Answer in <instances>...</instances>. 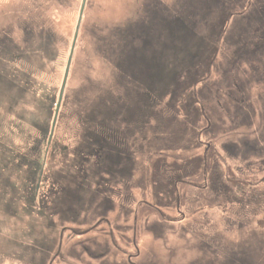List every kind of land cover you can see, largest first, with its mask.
I'll return each mask as SVG.
<instances>
[{"label": "rangeland", "instance_id": "rangeland-1", "mask_svg": "<svg viewBox=\"0 0 264 264\" xmlns=\"http://www.w3.org/2000/svg\"><path fill=\"white\" fill-rule=\"evenodd\" d=\"M145 1L88 0L55 132L56 148H51L46 155L47 137L83 0H0V264H104L103 258L95 254L103 253L114 233L113 250L116 248L123 254L117 255H120L117 261L130 264V259L137 260L136 232L137 242L146 250L145 263L185 264L190 255L189 245L193 248L198 243L196 235L211 229H206L209 224L201 223L202 218L212 215L205 210L209 204L201 203L203 195L195 188V184H203L204 179L201 175L182 177L183 170L179 169L177 175L173 170L174 165L185 164L188 158L201 155L205 149L186 150L184 142L173 144L181 141L182 133L178 130L181 125L177 126L174 118L172 121L169 118L165 124L161 122L170 116L160 111L166 107L167 97L157 105L160 115L148 116L147 128L129 140L132 144L138 137L137 141L145 148L146 142L152 140L157 147L151 152L143 150L139 156L135 148L129 149L131 163L135 165L133 180L127 181L132 185L128 200L119 198L118 193L126 182L119 178L113 185L116 195L112 196L118 209L103 218L102 214L89 209L92 104L109 98L110 94L106 96L109 91L120 87L115 82L118 69L109 56L110 48L115 41L122 43L117 37L120 28L137 21ZM36 40L41 41L37 46ZM30 50L43 51L31 58L30 54L26 55ZM21 52L23 55L17 57ZM219 76L215 71L211 79ZM117 124L124 122L120 120ZM116 134L119 136L120 132ZM158 140L172 142L169 145L175 149L160 148ZM225 162L228 164L222 169L234 175L232 177L258 181L257 176H241L236 160L229 157ZM212 163H208L209 171L215 166ZM201 166L195 168L196 172ZM166 171L175 175L170 182L173 188L175 179L182 178L177 181L176 193L182 197L179 209L162 205L170 201L166 195L158 204L159 196L154 195V177ZM188 181L193 184L191 187ZM122 195L125 198V190ZM75 198L80 199L81 207ZM57 200H63L64 216L56 215L59 214L55 211ZM123 203H127L128 209L122 216L125 222L116 228L108 222L120 217L119 208ZM84 208L89 212H83ZM214 212L213 219L220 213H225V219L231 214L230 210ZM263 221L264 213L256 222L262 224Z\"/></svg>", "mask_w": 264, "mask_h": 264}, {"label": "flooded vegetation", "instance_id": "flooded-vegetation-1", "mask_svg": "<svg viewBox=\"0 0 264 264\" xmlns=\"http://www.w3.org/2000/svg\"><path fill=\"white\" fill-rule=\"evenodd\" d=\"M87 3L88 0L84 13ZM140 11L136 22L120 28L117 37L122 43L115 41L110 48L109 56L118 69L115 82L120 87L114 88L115 92L111 89L106 95L110 94L109 98L92 104L89 209L102 214L101 218L118 209L112 196L116 195L113 185L119 178L126 180L122 187L125 198L123 190L118 193L119 198L128 200L132 185L127 181L132 182L135 165L131 163L129 149L135 148L139 156L143 150L151 152L157 147L152 140L146 142V148L137 141L138 137L132 144L129 140L147 128L148 116L167 112L170 116L161 120L162 123L174 118L177 126L181 125L178 128L181 141H174V145L184 142L186 150L205 149L201 155H194L173 169L176 175L179 169L183 170L182 177L202 176L204 183L195 184V188L201 190V203L209 204L205 210L212 214L208 219L202 218L201 223L209 224L206 229H211L196 235L198 243L193 248L189 245L190 255L185 264H264V221L256 222L264 213V0H174L170 3L147 0ZM215 71L220 76L211 79ZM184 94V102L180 104ZM166 97L168 103L159 111L157 105ZM181 115L183 119L179 120ZM120 120L123 125L117 124ZM189 126L190 131L186 128ZM239 131L243 133L237 135ZM55 132L50 138V128L46 155L51 148H56ZM169 143L172 144L159 141L160 148L173 149ZM229 157L237 161L241 176H257L258 181H245L224 171L222 167L228 164L225 161ZM209 162L215 165L211 171ZM201 164L200 171L196 172L195 168ZM173 177L167 171L155 175L154 195L159 196L158 204L166 195L170 201L167 205L161 204L179 209L182 197L176 193L177 181L182 178L175 179L173 188L170 185ZM188 185L193 184L188 181ZM75 199L81 207L80 199ZM64 206L63 200H57L55 211L59 214H55L64 216ZM228 210L231 214L227 219L225 213L213 219L214 211ZM82 211L89 212L85 208ZM127 211V203L121 204V218L110 219L108 223L120 228ZM111 237V243L95 257L103 258L104 264H122L117 261L122 251L113 250L115 233ZM137 238L136 232L137 260L130 259V264H160L143 261L146 250ZM191 239L192 236L188 237V242Z\"/></svg>", "mask_w": 264, "mask_h": 264}, {"label": "water", "instance_id": "water-1", "mask_svg": "<svg viewBox=\"0 0 264 264\" xmlns=\"http://www.w3.org/2000/svg\"><path fill=\"white\" fill-rule=\"evenodd\" d=\"M86 1L87 0H83V4H82V7H81L80 16H79L78 24H77V27H76V32H75V36H74V40H73L70 56H69V59H68V62H67V66H66V69H65L64 78H63L62 86H61V89H60L59 98H58V101H57V104H56L54 118H53L52 125H51L50 138L53 137V134L55 132V128H56V125H57V122H58V118H59V115H60V110H61V106H62V103H63L64 94H65L66 86H67V83H68V78H69V75H70L71 65H72V61H73V55H74V52H75V47H76V43H77V40H78V36H79V32H80V28H81V24H82V20H83V13H84Z\"/></svg>", "mask_w": 264, "mask_h": 264}, {"label": "trees", "instance_id": "trees-1", "mask_svg": "<svg viewBox=\"0 0 264 264\" xmlns=\"http://www.w3.org/2000/svg\"><path fill=\"white\" fill-rule=\"evenodd\" d=\"M39 43H41V41L36 40V42H35L36 46H37ZM42 51H43V50H39V51H36V50H30V52L27 53L26 55L29 56V54H30L31 58H35L34 56H36V54L39 55V53L42 54ZM21 55H23V52H21L20 54H17V57H18V56H21ZM23 57H24V56H23ZM47 139H48V138H47ZM39 142H40V141H39ZM36 149H37V148H35V150H34L33 152H35Z\"/></svg>", "mask_w": 264, "mask_h": 264}, {"label": "bare ground", "instance_id": "bare-ground-1", "mask_svg": "<svg viewBox=\"0 0 264 264\" xmlns=\"http://www.w3.org/2000/svg\"><path fill=\"white\" fill-rule=\"evenodd\" d=\"M0 114H1V113H0ZM4 222H5V221H4ZM0 224H1V222H0ZM3 224H4V223H3ZM1 225H2V224H1ZM3 226H5L4 228H7L6 225H3ZM2 230H3V229H2ZM43 231H45V230H43ZM1 234H2V233H1ZM3 238L5 239V237H3ZM45 240H46V239H45ZM1 241H2V237H1ZM1 241H0V242H1ZM26 258H27V257H26ZM16 263H18V262H16ZM18 264H19V263H18Z\"/></svg>", "mask_w": 264, "mask_h": 264}]
</instances>
